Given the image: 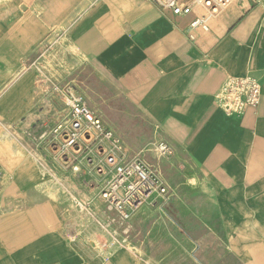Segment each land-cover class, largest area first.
Masks as SVG:
<instances>
[{
    "label": "crops",
    "instance_id": "0c3cea01",
    "mask_svg": "<svg viewBox=\"0 0 264 264\" xmlns=\"http://www.w3.org/2000/svg\"><path fill=\"white\" fill-rule=\"evenodd\" d=\"M243 79L261 103L229 113L224 87ZM79 92L115 132L103 145L119 163L150 162L157 141L176 148L154 166L177 189L184 167L200 182V237L176 232L151 255L82 224L91 203L67 198L50 154ZM66 166L76 200L109 177ZM0 169V264H264V0H231L211 17L196 4L172 17L151 0H0Z\"/></svg>",
    "mask_w": 264,
    "mask_h": 264
},
{
    "label": "built area",
    "instance_id": "2783aa9c",
    "mask_svg": "<svg viewBox=\"0 0 264 264\" xmlns=\"http://www.w3.org/2000/svg\"><path fill=\"white\" fill-rule=\"evenodd\" d=\"M164 14L172 17L189 16L193 5L202 6L209 16H215L226 9L231 0H151ZM200 22L193 23L197 26ZM229 113L242 114L246 109L258 107L261 103L260 86L249 79L230 80L224 87ZM69 118L61 122L53 130L55 141L52 151L58 153L62 162L76 163L83 160L84 165L92 167L99 176H109L100 191L102 212L106 216V224L114 231L130 241L134 217L144 209L149 201L165 199L171 196L172 188L163 176L160 164L158 172L152 171L153 166L144 158L128 163H119L109 155L103 142H116L115 132L108 128L103 118L94 113L86 102L84 93H69ZM90 150L93 155L84 157ZM150 152L156 154L158 162L170 161L176 154V148L167 140L152 144ZM103 160V164L100 163ZM108 168H111L110 172ZM74 171L78 169L74 168ZM180 172L185 177V185L190 189L199 187L195 176L188 174L184 167ZM4 181V173L0 169V190ZM86 208V206H85ZM129 240V241H127Z\"/></svg>",
    "mask_w": 264,
    "mask_h": 264
},
{
    "label": "rangeland",
    "instance_id": "374dc122",
    "mask_svg": "<svg viewBox=\"0 0 264 264\" xmlns=\"http://www.w3.org/2000/svg\"><path fill=\"white\" fill-rule=\"evenodd\" d=\"M50 144L52 146V142H50ZM50 154L52 155L51 161L56 162L58 165L56 173L53 176L63 192L66 193L67 198L69 197L72 203L75 202L76 204H82L83 207L86 203H91L90 207L93 211L91 210L90 212H86V214L83 215L82 224L85 226L93 225L92 227H95L97 232H99V240L104 239L113 244H121L122 242H125L124 235H122L120 232L114 231L106 224V216L102 212V202L100 199L101 187L97 184L96 190H91V193L86 191L87 197L84 196L81 200L74 199L71 195L73 193L68 183L71 179L66 178L67 175L61 172V169L63 171H67V166L62 162L58 153L53 152L51 149ZM148 154H150L147 156L148 160L150 161L149 163L153 166L152 171L158 172L154 166L157 163L156 154ZM161 165L164 176L170 182V186L172 188V192L170 193L172 194L165 199L155 198L149 201L148 205L134 218L132 223L133 230L130 233V241L132 243L129 246H142V248H145L151 255L154 254V249H148L149 244L169 242L171 240L170 236H175L176 232H178L179 235L188 234L189 237L193 238L200 237L203 234V232L199 230L198 225L194 224L196 221L198 222L201 220V218L195 217L193 211L190 209L191 204L197 203L191 199L192 196L198 191L200 182L198 183L199 187L196 189H190L186 185H182V187L177 189L176 186H179L176 185L179 182L178 177L171 171V169L166 166V164L163 163ZM96 177L98 182L101 183V179L98 178V175H96ZM79 180L83 182L84 177H81ZM88 194H92V196L96 194V201L90 199ZM176 194H180V197L183 199V205L181 204L182 202L177 203L175 200ZM185 199H188V201H185ZM188 205L189 208L186 207ZM187 209H189V211H187ZM125 243L127 244L128 242Z\"/></svg>",
    "mask_w": 264,
    "mask_h": 264
}]
</instances>
